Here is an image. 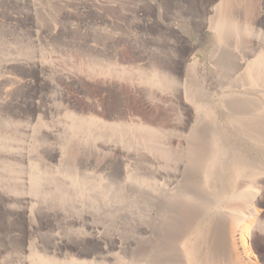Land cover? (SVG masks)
Here are the masks:
<instances>
[{"label":"bare ground","instance_id":"1","mask_svg":"<svg viewBox=\"0 0 264 264\" xmlns=\"http://www.w3.org/2000/svg\"><path fill=\"white\" fill-rule=\"evenodd\" d=\"M213 1L158 0L159 13L188 31L208 27L220 36L207 68L203 59L152 60L161 87L144 93L183 108L167 127L135 117L116 90L108 91V120L84 110L61 117L47 106L49 122L40 125L41 103H22L51 87L4 67L0 264H120L122 257L134 264L149 247L144 238L153 264H252L238 237L264 232L255 209L264 206V4L253 16L256 0L240 9ZM234 19L240 30H229ZM23 68L44 71L32 59Z\"/></svg>","mask_w":264,"mask_h":264},{"label":"rangeland","instance_id":"2","mask_svg":"<svg viewBox=\"0 0 264 264\" xmlns=\"http://www.w3.org/2000/svg\"><path fill=\"white\" fill-rule=\"evenodd\" d=\"M220 2L214 0L212 6ZM232 2L238 9L244 4V0ZM256 3L258 9L253 16L263 11L264 0ZM160 6L158 0H0V77L6 67L9 74L30 76L35 86L42 81L51 87L47 98L32 91L22 103L23 106L41 103L42 109L35 113V121L40 125L49 122L47 106L61 117L76 116L84 110L97 119L108 120L107 106L111 101L108 91L116 90L125 97V105L135 117L167 127L174 112L178 117L183 115V108L168 104L164 107L144 93L142 88L161 87L152 60L159 56H179L188 62L203 59L207 68L220 36L208 27L200 32L188 31L184 24L159 13ZM234 20L235 23L231 20L228 24L229 30H240L241 23ZM250 24L248 20L242 28L248 32ZM86 41L88 46L81 49L80 43ZM30 59L41 63L44 71L28 73L23 62ZM59 71L70 78L67 85L59 77ZM118 78L128 83H116ZM129 78L140 81L143 87H132ZM46 99L49 101L43 105ZM255 209L264 220V206ZM258 231L253 238L245 230L238 237V250L252 264H264V232ZM28 242L32 247L34 238ZM139 242L149 247L134 264H153L151 239ZM139 242H134V248L139 247ZM122 252L114 251L120 256ZM128 259L122 257L119 262L124 264ZM176 263L185 264L182 260Z\"/></svg>","mask_w":264,"mask_h":264}]
</instances>
